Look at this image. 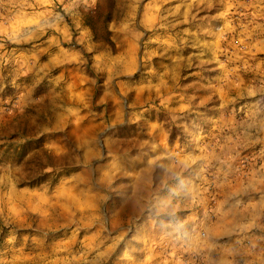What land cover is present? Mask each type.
<instances>
[{"label":"clouds","instance_id":"1","mask_svg":"<svg viewBox=\"0 0 264 264\" xmlns=\"http://www.w3.org/2000/svg\"><path fill=\"white\" fill-rule=\"evenodd\" d=\"M0 264H264V0H0Z\"/></svg>","mask_w":264,"mask_h":264}]
</instances>
